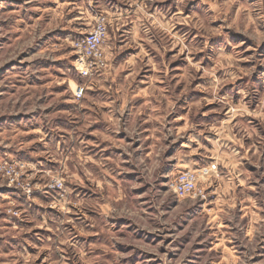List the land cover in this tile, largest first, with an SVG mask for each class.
Segmentation results:
<instances>
[{
  "label": "clouds",
  "instance_id": "clouds-1",
  "mask_svg": "<svg viewBox=\"0 0 264 264\" xmlns=\"http://www.w3.org/2000/svg\"><path fill=\"white\" fill-rule=\"evenodd\" d=\"M137 248L264 264V0H0V264Z\"/></svg>",
  "mask_w": 264,
  "mask_h": 264
},
{
  "label": "rangeland",
  "instance_id": "rangeland-1",
  "mask_svg": "<svg viewBox=\"0 0 264 264\" xmlns=\"http://www.w3.org/2000/svg\"><path fill=\"white\" fill-rule=\"evenodd\" d=\"M33 47H35V45H33ZM125 52L136 54V50L135 49H131V48L123 49L122 52H121V55H123ZM23 55L24 54L21 53V56L15 57L13 60H10L9 63H16L17 61H22ZM128 58H130V57H128ZM22 62H24V61H22ZM172 63L173 64H178V60H173ZM42 66L47 67L48 65L47 64H42ZM5 67H6V65H5ZM64 87H65L64 83L56 85V88H58V89H63ZM61 94L62 93H58V95H61ZM62 110H66V109H62ZM208 114L209 115H219L220 113H217L215 110H213L211 113H208ZM178 132H179V130H178ZM29 135L34 137L36 135V133L33 131V132L29 133ZM92 135H93V138H95L94 133ZM32 147H36V145L33 144ZM117 150H119V149L117 148ZM129 175H131V173H129ZM120 219L124 220L125 218L124 217H120ZM36 231H43V229H36ZM149 235H153V234H149ZM88 239H92V237L89 236ZM181 239H183V237H181ZM143 243L151 245L152 242L149 241V240H144ZM121 248L125 249V250H129V251L131 250V246H128V245H121ZM138 253H143V257L142 258L148 259V260L152 261V264H155V261L152 258L155 257L156 254L153 253V252L145 251L142 248H137V252L136 253H133L132 256H125L124 259L126 261H130L131 264H136V261L139 258L138 257Z\"/></svg>",
  "mask_w": 264,
  "mask_h": 264
},
{
  "label": "crops",
  "instance_id": "crops-1",
  "mask_svg": "<svg viewBox=\"0 0 264 264\" xmlns=\"http://www.w3.org/2000/svg\"><path fill=\"white\" fill-rule=\"evenodd\" d=\"M56 31H59V29H57ZM49 63H55V64H61V63H63V58H61V59H59V60H57V61H54V62H49V61H43L42 62V64H49Z\"/></svg>",
  "mask_w": 264,
  "mask_h": 264
}]
</instances>
